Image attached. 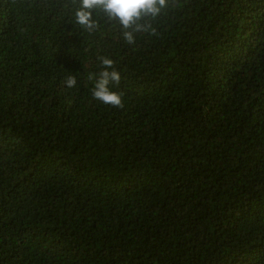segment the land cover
<instances>
[{
	"label": "trees",
	"instance_id": "trees-1",
	"mask_svg": "<svg viewBox=\"0 0 264 264\" xmlns=\"http://www.w3.org/2000/svg\"><path fill=\"white\" fill-rule=\"evenodd\" d=\"M66 3L0 0V264H264V0H170L131 45Z\"/></svg>",
	"mask_w": 264,
	"mask_h": 264
},
{
	"label": "clouds",
	"instance_id": "clouds-1",
	"mask_svg": "<svg viewBox=\"0 0 264 264\" xmlns=\"http://www.w3.org/2000/svg\"><path fill=\"white\" fill-rule=\"evenodd\" d=\"M66 16L81 29L91 34L99 29L97 16L103 14L108 22L119 25L121 35L129 44L135 43L136 34H155L151 20L170 7V0H67L59 5ZM102 70L97 74L92 96L102 104L122 108L123 93L112 90L109 85H118L121 73L116 70L115 62L106 56L98 58ZM92 79V76H89ZM65 84L73 88L77 84L75 76L69 75Z\"/></svg>",
	"mask_w": 264,
	"mask_h": 264
}]
</instances>
